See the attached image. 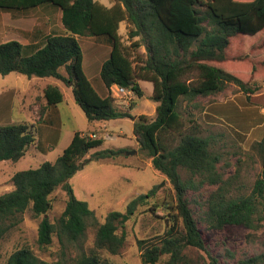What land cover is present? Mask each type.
Masks as SVG:
<instances>
[{"label":"trees","instance_id":"16d2710c","mask_svg":"<svg viewBox=\"0 0 264 264\" xmlns=\"http://www.w3.org/2000/svg\"><path fill=\"white\" fill-rule=\"evenodd\" d=\"M42 5L60 10L64 33L48 34L35 47L17 40L1 42L0 74L16 72L29 78L60 80L71 87L74 101L89 122L132 118L141 158L150 159L152 168L165 175L175 194L174 204L167 207L173 212L168 214L170 227L158 242L141 246L142 261L154 264L167 255L166 264H192L183 253L192 246L206 252L202 264H223L218 254L207 251L198 221L212 229L239 224L251 231L264 224V136L252 145L261 153V174L249 192L235 190L242 185L237 184L236 175L224 178L219 171L222 156L213 148L210 137L201 135L200 125L192 117L188 119L190 126L185 127L178 107L181 101L221 92L230 83L249 92L247 83L264 82V0H113L110 6L96 0H0V10L12 13ZM122 21L129 24L128 37L140 39L131 45H144L145 58L132 60L118 32ZM79 36L96 41L101 38L110 45L109 56L99 69L105 95L95 90L83 71ZM236 61L246 64L241 67L246 76L228 69ZM139 80L152 83L150 98L156 102L152 118L145 114L132 116L129 110L134 101L125 110L114 104L113 85L131 89L141 97ZM42 97L50 106L60 103L63 95L57 85L47 84ZM42 110L39 107V116ZM35 133L31 122L0 124V161L23 157L34 145ZM102 143V137L76 130L54 161L13 173L9 179L13 188L0 195V244L8 232L18 227L27 209L34 217H41L36 239L39 247L48 245L53 235L70 242L82 237L93 213L85 201L74 196L68 180L86 159L115 160L125 151L106 148L84 158ZM204 185L215 188L199 203L196 215L188 191H199ZM58 187L67 198L56 222H50L46 217L51 208L50 195ZM136 202L132 199L128 203V213H132ZM121 217L119 211L108 212L96 224L94 247L69 262L49 263L30 247L22 246L8 255L5 264H114L99 249L116 253L123 245L125 233L117 232ZM233 264H264V249L238 258Z\"/></svg>","mask_w":264,"mask_h":264},{"label":"rangeland","instance_id":"374dc122","mask_svg":"<svg viewBox=\"0 0 264 264\" xmlns=\"http://www.w3.org/2000/svg\"><path fill=\"white\" fill-rule=\"evenodd\" d=\"M96 1L105 6L113 4V0ZM128 29L129 24L126 21L119 23L118 32L123 44L128 47L132 60L145 58L144 45L132 46V42L140 39L128 37ZM35 32H38L35 38L39 39L36 46L43 42L47 34L64 33L60 10L49 5L18 13L0 10V43L8 40L30 42V35ZM77 40L83 54L84 73L95 90L100 95H105L107 90L99 76V65L106 48H110L109 43L104 39L96 41L88 36H79ZM244 66L246 64L236 61L233 68L228 69L240 76H246L244 69L243 72L237 71H242L241 67ZM46 83L58 84L64 94V101L53 107L54 110H59L60 122L53 123L54 129H50L51 132L40 127L42 138H48V141L41 145H38L40 143L37 141L36 130L34 145H31L19 160L0 161V195L13 188L9 184L13 173L35 168L44 161H54L73 129H80L88 134L94 133L96 137H105L101 145L91 149L84 156L85 159L90 158L92 152L101 149L125 151L115 160L97 162L86 159L82 168L69 178L74 196L85 201L93 213L82 237L70 242L53 235L48 245L39 247L36 239L41 217H34L27 209L18 227L8 232L1 240L0 264H5L8 255L22 246L30 247L38 257L49 263L57 260L62 263L69 262L72 257L88 252L94 247L96 224L102 222L112 210L119 211L122 215L117 232L123 231L125 240L116 253L99 249L100 254L114 264H144L141 257L142 247L158 242L170 227L171 217L168 214L173 212L167 207L175 201L172 185L165 175L152 168L150 159L141 158L138 143L132 132V118L107 120V127H100L97 122H89L74 101L71 87L54 77L29 78L16 72L0 74V124H8L11 118L25 119L22 118L23 115L27 121H36V115L26 107V99L28 92L38 94L41 92L38 87ZM138 84L142 90L141 97H137L132 90L131 93L118 95L116 86H112L114 104L117 108L125 110L134 101V107L129 110L132 116L145 114L152 118L156 107V102L150 98L152 83L139 80ZM246 90L249 92H244L237 85L230 83L221 92L199 96L191 102L181 101L178 107L185 127L190 126L188 119L192 117L200 125L201 135L210 137L213 148L222 156L218 163L219 171L223 172L224 178L236 175L237 184L242 187L237 186L235 190L243 192L250 191L262 170L261 153L252 145L264 136V82L247 83ZM47 143L51 145L47 146ZM181 173L185 176L184 171ZM214 188L215 186L204 185L199 191H188V198L196 215L199 203L207 196L208 191ZM50 197L51 208L46 217L50 222H56L65 206L67 195L58 187ZM132 199H137V202L132 213H128L127 205ZM177 226L180 227V224ZM198 227L207 251L218 254L223 264H233L238 258L256 254L264 249V224L256 231L248 230L239 224H226L219 229H212L200 220ZM139 240L144 241L139 243ZM183 253L192 264H202V257L206 256L204 250L192 246L186 247ZM166 259L167 255H162L154 264H166Z\"/></svg>","mask_w":264,"mask_h":264},{"label":"crops","instance_id":"0c3cea01","mask_svg":"<svg viewBox=\"0 0 264 264\" xmlns=\"http://www.w3.org/2000/svg\"><path fill=\"white\" fill-rule=\"evenodd\" d=\"M37 35H38V32L37 33L35 32V34H31L30 35L31 36L30 37L31 38V41L30 42L24 41V42H20V43L26 44V45L27 44L28 45H32L33 47H35L36 46L35 44L38 43V41H39L38 38L37 39L35 38ZM45 37H46V35H45ZM109 52H110V48L108 46L106 48V50H105V55L103 57V60L101 61L100 65H99V69H100V66H101L102 62L109 56ZM82 62H83V60H82ZM47 84L57 85L60 88V90H61V87L58 84H56V83H46V84L38 87V89L41 91L40 93H38V94H32L31 92H28V98L26 99L27 100L26 107H27L28 110L32 111L36 115V121H27V120H25L26 117L24 115H23L22 118H25V119H20L19 120V119H12L11 118L8 121V124H11V123H14V122H22V121L34 123L35 124V130H38V140L37 141H38V143H40L38 145H41L42 143H45V141H48L47 136L42 138L41 134L39 133L41 131V130H39L40 127H43L44 129H47L48 132H51L50 129H52V128L54 129L53 123L54 122H57V124H58L60 122L59 121V118H60V116H59V110H54V108H53V107H55L54 105L46 106L45 100L42 97L43 88ZM61 92H62V90H61ZM62 95H63V97H62L61 103L64 101V94H63V92H62ZM24 96H26V95H24ZM39 107H43V110L41 112L42 114L40 116L38 115V112H37L38 109H39ZM53 119H54V121H53ZM17 120H19V121H17ZM94 122H97L96 124L99 125L100 127H107L105 121H94ZM55 130H56V128H55ZM76 130L81 131L80 129H73L71 131V136L69 137L67 143L63 146V148L70 142L71 137H72L74 131H76ZM89 134L91 135V133H89ZM102 138H103V140L105 139V137H102ZM50 145H51L50 143H47V146H50Z\"/></svg>","mask_w":264,"mask_h":264},{"label":"built area","instance_id":"2783aa9c","mask_svg":"<svg viewBox=\"0 0 264 264\" xmlns=\"http://www.w3.org/2000/svg\"><path fill=\"white\" fill-rule=\"evenodd\" d=\"M113 86H115V85H113ZM116 93L118 95H121V94L123 95V94H126V93H131V89H127V88H124V87H121V86H116ZM90 136L94 137L95 134L93 133Z\"/></svg>","mask_w":264,"mask_h":264},{"label":"water","instance_id":"95a60500","mask_svg":"<svg viewBox=\"0 0 264 264\" xmlns=\"http://www.w3.org/2000/svg\"><path fill=\"white\" fill-rule=\"evenodd\" d=\"M126 153H133V152H126ZM141 198H143V197H141ZM141 198H140V199H141ZM123 220H124V217H123Z\"/></svg>","mask_w":264,"mask_h":264}]
</instances>
